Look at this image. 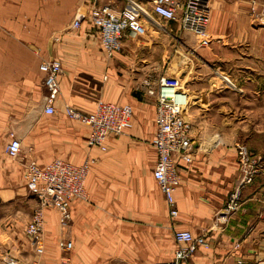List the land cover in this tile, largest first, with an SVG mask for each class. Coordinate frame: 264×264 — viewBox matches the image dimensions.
Masks as SVG:
<instances>
[{"label": "crops", "instance_id": "crops-1", "mask_svg": "<svg viewBox=\"0 0 264 264\" xmlns=\"http://www.w3.org/2000/svg\"><path fill=\"white\" fill-rule=\"evenodd\" d=\"M137 1L155 23L146 26L143 36L125 34L121 50L109 59L90 21L87 0H0V206L12 218L23 215L15 227L24 229L36 205L23 179L26 163L45 167L62 160L80 166L92 159L85 181L91 203L71 201L69 230L60 228L56 210H46L47 255L38 264L59 263L61 240L73 243L71 264H164L173 259L174 230L203 237L207 244L198 248L189 264H264V169L251 185L240 188L235 146L242 143L225 122L220 106L223 88L215 73L220 70L217 63L225 60L226 43L230 44L251 58H243L247 72L239 80L243 87L238 91L249 100L264 95L259 91L261 76L253 74L260 55L251 57L253 52L262 53L256 39L261 33L217 28L223 8L222 0H214L208 34L215 40L203 49L194 34L154 15V0ZM126 3L98 0L97 5L118 11ZM77 13L85 19L73 30ZM236 42L240 44L233 45ZM51 60L60 62L62 74L55 114L46 115V89L39 66ZM168 62H175L182 73L188 62L196 67L181 79L192 125L193 155L191 164L180 163V184L174 193L178 217L172 222L152 175L157 161L152 145L155 98L142 86L147 77L166 76ZM98 101L129 105L133 111L131 128L119 136L109 134L105 152L88 148L89 128L65 112L69 106L90 114ZM10 133L21 144L19 160L5 153ZM246 139L242 142L249 147ZM237 191V208L228 212L231 195Z\"/></svg>", "mask_w": 264, "mask_h": 264}, {"label": "built area", "instance_id": "built-area-1", "mask_svg": "<svg viewBox=\"0 0 264 264\" xmlns=\"http://www.w3.org/2000/svg\"><path fill=\"white\" fill-rule=\"evenodd\" d=\"M90 3V21L98 29L99 38L106 56L111 59L121 50L122 38L130 33L143 36L146 26L155 23L149 12L137 0H127L125 7L115 10L110 6L97 5L98 0H87ZM251 15L255 22L264 25V12L256 9L254 0L250 2ZM152 13L166 22H176L182 30L196 36L199 46L209 45L208 26L210 23V7L208 0H154ZM85 16L77 13L71 28L77 30ZM43 74V85L46 89L44 114L54 115V104L59 97L58 79L62 74L58 61H44L39 66ZM226 89L236 90L235 85L227 76H220ZM142 86L146 94L155 98L156 133L152 145L157 154L153 169V178L164 196L169 219L178 217L174 193L180 184V163H192V125L185 116L188 100L181 81L176 77L161 76L145 78ZM170 91V93H168ZM66 115L89 128L87 138L88 148H98L106 151L105 140L109 134L122 135L132 125V108L129 105H118L98 101L90 114H83L65 106ZM10 141L5 153L11 160L21 157V144L14 134H9ZM236 155L240 169V188L250 185L253 179L261 173L262 165L259 159L253 158L244 145H236ZM92 159H87L82 165L74 166L62 160H54L45 167H39L34 161L26 163L23 179L27 192L36 198V207L25 228V236L30 242L35 254H44V225L46 209L58 212L60 227L66 228L71 221L70 203L72 200H85V181L89 173ZM239 191L231 195L226 210L232 212L237 208ZM175 244L173 259L164 264H189L199 247H206L203 237L194 238L188 231H173ZM62 254L70 253L74 246L70 240L58 242ZM63 256L59 264H68ZM237 264H262L260 262H242Z\"/></svg>", "mask_w": 264, "mask_h": 264}, {"label": "rangeland", "instance_id": "rangeland-1", "mask_svg": "<svg viewBox=\"0 0 264 264\" xmlns=\"http://www.w3.org/2000/svg\"><path fill=\"white\" fill-rule=\"evenodd\" d=\"M251 1L252 0H222L221 3L223 10L222 12H220L221 15L217 28H230V30L251 29V30L260 31L261 35L256 39L259 40V42H261L262 53L259 54L257 52H253L251 57H254L257 54L260 55V58H258L259 62L257 63V72L253 74L257 76H261L262 84H260L259 86V91L263 92L264 91V80H263L264 79V25L254 21L250 11ZM254 1L256 3L257 11L264 12V0H254ZM215 2L216 1L214 0H208L210 10L215 7ZM209 40L210 43L208 46H210L215 39H213L209 35ZM236 43L237 44H233V45L240 44L239 42ZM208 46H206V48ZM226 46L228 48V51H225V53L227 52L226 55L224 53L225 60L219 61L221 63H217L220 66L219 68L220 70L219 72L216 71L215 73L219 77L222 75L227 76L229 80L235 85L236 90L234 89L228 90L225 87H223V84L221 83L223 88L222 94L224 95V99L220 103V106L222 107V114L225 117V122L229 124L230 129L233 128L236 131L235 135H237L239 142L242 143L240 145H244L247 148L249 154H251L253 158L259 159V163H261L263 170L264 166L262 163V158H264V95L260 96L258 100H251V99L249 100V98L243 97L242 94L238 91L241 90L243 87L242 85L243 81H241L240 83L239 80H243L244 77L246 76L245 72H247L244 70L243 67V64L245 62L247 63V61H244L243 58H247L249 56L247 54H244L243 52H240L237 49L234 50L233 46H230V44L227 45L226 43ZM202 48L204 49L205 47ZM189 64L190 62H188L186 69H183L184 72L182 73L181 72L182 70L177 67V64L175 62L172 64L168 62L164 72L166 76L176 77L181 81L182 76L183 77L186 76L184 75L186 72L189 71L190 73L191 72L193 73V70L196 69L195 65L193 66ZM181 84L184 86L183 82H181ZM185 116L187 117L186 114ZM244 138H247L246 141H250L249 147H247L246 144L242 142L244 141L243 140ZM252 148H256V149L253 150ZM238 170L241 179L240 169ZM90 203L91 201L86 193V199L81 204L87 205ZM12 217L13 214L9 212V210L3 208V206H0V223L6 221L7 223L11 222L12 224L11 227L9 228L8 225H4L3 223H1L0 264H38L40 260L43 261L45 259V256L47 255L46 252L44 251L43 255L37 256L30 242L25 236V228L29 222L26 224L24 229H17L15 227L17 225V222L19 223V221H22L24 217L23 215H18L15 218ZM70 224L71 223H69V225L66 228L63 227L60 228L69 230ZM91 236L93 237V231L91 232ZM72 253H74V251H71L68 254H62L60 252L62 256L68 258L69 260L68 264H71L70 255ZM60 261L61 259L58 262Z\"/></svg>", "mask_w": 264, "mask_h": 264}, {"label": "water", "instance_id": "water-1", "mask_svg": "<svg viewBox=\"0 0 264 264\" xmlns=\"http://www.w3.org/2000/svg\"><path fill=\"white\" fill-rule=\"evenodd\" d=\"M168 93H170V91H168Z\"/></svg>", "mask_w": 264, "mask_h": 264}]
</instances>
